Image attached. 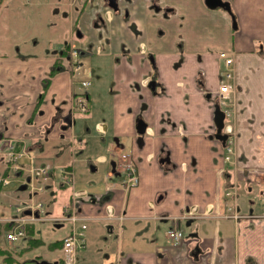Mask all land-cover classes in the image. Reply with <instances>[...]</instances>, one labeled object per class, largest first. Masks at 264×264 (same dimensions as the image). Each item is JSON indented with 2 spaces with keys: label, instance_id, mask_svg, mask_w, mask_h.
<instances>
[{
  "label": "crops",
  "instance_id": "0c3cea01",
  "mask_svg": "<svg viewBox=\"0 0 264 264\" xmlns=\"http://www.w3.org/2000/svg\"><path fill=\"white\" fill-rule=\"evenodd\" d=\"M225 1L230 2V12L224 8L212 9L205 0H118L119 10L108 19L107 12L111 10L108 0H0V132L3 136L25 140L29 149L38 150L47 135L52 140L58 134L47 132L56 110L61 109L59 114L63 110L69 112L73 95L82 91L80 83L72 80L65 60L66 69H56L52 75L61 50L58 54L48 50L39 55L30 51V45L37 47L41 43L39 38L31 43L12 41L13 36L27 34L37 24L52 28L54 14L65 16L66 41L61 49L71 38L75 40V34L76 44L87 49L82 60L93 72L88 112L97 109L105 113L97 125L107 127V133L111 131L114 136L115 143L107 145L108 151H117L111 168L119 150H126L125 144L138 167L140 183L129 190L119 184L116 176L104 193L101 186L93 191L78 189L88 192L78 200L79 213L88 218L87 237L78 253H86L89 240L92 246L91 237L107 227L106 240L115 239L118 246H113L114 250L107 246L102 256L104 264H122L126 222L153 218L170 221V228L172 221L163 216L182 215L192 209L200 216L210 212L208 217L198 219H233L234 227L225 222L223 239L220 243L213 240L210 254L198 251V256L193 258L192 239L184 240L175 249L158 246V251L147 256L129 251L125 254L128 259L124 258L127 264L171 261L264 264V220L259 217L264 210L255 209V202L247 197L256 186L261 193L264 191V0ZM155 3L160 9L154 7ZM26 7L32 8V16L16 13ZM221 52L233 55L231 66L220 57ZM107 65L111 76L103 96L102 90L93 86L96 81L101 85V80H106ZM228 69L234 77L227 81L235 85V90L225 97L226 109L232 114L237 131L231 162L225 160L224 147L213 138L219 88L224 81L222 71ZM150 76L158 83L155 88L148 83ZM80 77L84 76L77 79ZM46 84H49L47 89ZM43 91L44 101L37 107V98ZM139 117L148 125L142 134L137 128ZM46 155H37L35 164L48 162ZM167 155L169 161L162 163L161 159ZM97 161L107 162L108 158L100 155ZM21 162L27 165L28 157L24 156ZM65 167L52 165L47 177L37 179H54L57 172L62 175L61 169ZM220 169H224L222 175ZM92 170L96 171L97 167L93 166ZM233 181L239 182L240 211L248 215L239 220L220 217L234 205V199L228 195ZM114 182L118 184L114 186ZM61 186L70 188L63 183ZM45 189L57 197L56 186L49 184ZM56 204L54 198L49 205L44 203L45 212L42 210L38 215L44 212L51 219L61 218L62 206L59 215L52 210ZM11 216H0V225L10 227L1 219ZM198 219L187 221L190 224ZM51 221L55 223V232H60L66 224L69 226L57 240L61 242L71 232L72 223ZM32 225L26 226L27 234H33ZM55 247L60 250L55 259L37 255L22 260L14 255L12 264L40 261L62 264L61 246ZM160 253L166 257H160Z\"/></svg>",
  "mask_w": 264,
  "mask_h": 264
},
{
  "label": "rangeland",
  "instance_id": "374dc122",
  "mask_svg": "<svg viewBox=\"0 0 264 264\" xmlns=\"http://www.w3.org/2000/svg\"><path fill=\"white\" fill-rule=\"evenodd\" d=\"M21 8V7H20ZM16 10L17 14H26L32 16V8H22ZM53 26L50 28L48 24L34 25L31 30H27V34H18L13 36L12 41L22 42L24 40L29 41L30 43L34 38H39L41 43L37 47L30 45V51L34 54L41 55L46 51L50 50L52 54H58L61 48L65 45V36L67 28V20L65 16L56 17L54 14ZM75 41H78V38L75 36ZM105 69V72L108 74L106 80H101V85L96 81L94 84V89H101L103 96L106 92H103L109 86V66ZM103 75L101 76V78ZM105 83L106 86H103ZM102 86V88H101ZM103 98V97H102ZM101 109V107H99ZM105 113L100 110H93L90 113L76 112L75 119L77 124L73 129V134L76 136V146L74 150L72 149V140L69 135L65 138H60L57 136L51 137L52 148L46 156V163L58 166H74V174L76 178V189H87L88 191H93L100 187L104 193L107 188V184L115 181L117 178L115 176L108 178V173L111 170V160H114L112 152L108 151L107 145L109 146L110 142H114V136L112 132L102 133L98 128V122L101 121ZM90 117H95L90 119ZM90 129V130H88ZM82 139V140H81ZM126 150L129 152L128 144H125ZM105 155L108 158L107 162L97 161L98 156ZM0 158V174L4 175L7 170L9 159L5 154H2ZM43 157V158H44ZM97 167L96 171L92 170V167ZM30 174L25 172L23 176H12L10 175L11 183L4 187V191L0 192V216H11L16 214L17 208L23 206V203L26 199L30 197L29 192H31L32 186L30 185L28 189L20 190L19 188L25 184L27 176ZM64 177L57 172V176L49 178L47 180L36 179L34 185L38 194L34 196L35 202H43L46 205H49L53 198L57 199V204L53 206V211L56 215L60 214L59 207L62 206L61 213L63 212L65 206H68L71 203L70 188L62 189L61 184ZM53 184L57 188V197H52V195L46 191V186ZM43 187L44 191H39ZM258 186H256L252 192L247 196L249 199L255 202L253 206L258 211L264 210V196L260 192ZM169 196L165 200H167ZM242 198H240L241 200ZM45 212V211H44ZM41 214L42 219L33 221L31 224L34 227L33 234H27L25 238L19 239L17 241L11 242L7 239V233L9 226H5L4 223L0 225V247L10 250L11 254L18 256L22 260L34 259L37 255L48 256L52 259H55L60 255L59 248L55 247V241L60 239L63 236V233L68 230V224L65 227H62L60 232H55V223L51 221V215ZM232 213V212H228ZM181 214H175V216H180ZM46 216V217H44ZM62 216V215H61ZM224 217V216H223ZM219 221L220 223H217ZM219 220H204L198 219L192 223H188L187 220H183L182 227L185 231V234H195L193 237L194 245H199L200 251L204 254H210L212 250V242L214 239H217L219 243L223 239L224 235V224L229 225V222L234 227L233 219L224 220L221 223ZM7 222H5L6 224ZM169 222H163L160 219L146 218L145 220H135L125 223V248L124 253H122V264H127L124 258L126 253L129 251L134 254L147 256L148 253L156 252L157 247L169 248L172 246L169 238L167 237V231L169 229ZM104 232H98L91 237L92 246L87 248L86 253H78L77 264H104L103 255L107 251V246L111 250H114L118 246V242L115 239L109 238L106 240V237L109 235L107 227H104ZM88 231V230H87ZM234 231V228L231 230ZM234 234V232H233ZM31 237V238H30ZM35 239H40L43 243L37 244ZM24 247V248H23ZM22 254H20L21 249ZM17 251L19 254L14 253ZM158 251V250H157ZM91 259V261L89 260ZM128 259V258H127ZM0 264H10L8 263L3 255L0 254Z\"/></svg>",
  "mask_w": 264,
  "mask_h": 264
},
{
  "label": "flooded vegetation",
  "instance_id": "af4514ba",
  "mask_svg": "<svg viewBox=\"0 0 264 264\" xmlns=\"http://www.w3.org/2000/svg\"><path fill=\"white\" fill-rule=\"evenodd\" d=\"M110 0H108V6H109ZM116 3L118 4V8L114 9L113 7H110L111 10H109L107 12V18L109 19L110 15L113 14L114 12H117L120 8L119 6V2L118 0H116ZM154 7L156 9H160V5L159 4H153ZM105 19V18H104ZM75 36L77 37V34H75ZM69 43H67V45L61 49V52L59 53V57L57 59V61H59V63L55 64V67L57 70H64L66 69V64L69 65L70 70H71V74H72V80L74 82L78 81L80 83V87L81 90L79 93L73 95L72 98V102L70 104V111L67 113H60L61 109L58 108L56 110L57 114L52 118V120H50L49 126L47 128V132L48 133H53V132H58V134L55 133V135L59 136L60 138H65L67 137V135L70 136L71 138V142H72V149L74 150V147L76 146V136H74L73 134V129L76 126V119L75 116L73 117V115L76 114V112H82V113H87L89 111V103H90V97H89V91L88 89L91 87L92 85V81H91V76L93 75L92 69L89 66H86L82 60V57L84 56V53H86L87 49L85 48H80L78 46V44H76V41L74 40V37L71 38L69 41ZM65 52V53H64ZM221 57V56H220ZM64 60L66 61V64L64 65ZM79 66L80 70H76V67ZM226 70L222 71V79H225V74ZM233 74V73H232ZM79 75H83L84 77H80L79 79H77V76ZM234 77V74H233ZM232 77V78H233ZM149 85L151 86V88H153V86L151 85V83L153 82L154 86H157L158 83L157 81L151 80L152 77H149ZM48 81V80H47ZM86 81L88 83V85H84L83 82ZM49 83V81H48ZM235 86V85H234ZM45 88V86H44ZM48 88V87H47ZM45 90V89H44ZM235 90V88H234ZM44 97H45V92L43 91L37 98V102H36V106L40 107L44 101ZM84 100L83 103L81 102V100ZM226 98L222 97V95L218 94V102L216 104V111H215V132L213 135V138L215 140H217L220 144H222V146L225 149V154H224V158L227 162H231L233 161L232 157L235 154V139H236V127L234 125L233 122V118H232V114L226 109ZM52 102V101H51ZM68 103V102H67ZM83 104V105H82ZM83 106L85 107V109H83ZM39 109V108H38ZM141 117H139L138 119H140ZM143 119V118H141ZM144 120V119H143ZM145 121V120H144ZM146 122V121H145ZM219 122V124H218ZM147 123V122H146ZM219 128L221 129L219 131ZM99 130L102 133H106L107 132V127H103L100 126ZM1 138H0V158L3 159L1 157L2 154H5V156H7V158L9 159L8 161V166H7V170L5 172H8L10 170L11 167V160L9 158V156L6 153V142L8 140H13L14 144H15V151L16 152H22L25 151L27 154L34 152L36 153L35 157L37 155H45L49 152V150L52 148V142L51 140L48 139V135L44 138V141L41 145V148H39L38 150H33V149H29V146L27 144V142L25 140H17L14 138H10V137H5L3 136V134L0 132ZM221 136V137H219ZM226 137V138H225ZM82 140V139H81ZM231 148L232 152L230 154V159L227 160L226 157L229 156V152L228 149ZM117 151H112V154H114V156H117L116 154ZM25 156H27L25 154ZM34 157V160H35ZM133 162L136 168V173L138 176V183L135 184L134 186L138 185L140 183L139 180V172H138V167L136 165V162L132 156V154L128 151H125L124 149H120L118 152V157L116 158V160L113 163V167L111 168L110 172L108 173V178H111L113 176H116L119 178V184L122 185L126 190L131 189L134 186L131 187H127L125 185V165L128 162ZM166 161H169V155H167V157H163L161 159V162L164 163ZM25 165V164H24ZM66 168L72 169L74 171V166H67ZM24 172L19 173L17 176H23ZM224 172V169H220V174L222 175ZM30 179L29 181H25V183H27V187L29 188L30 183H31V178L29 176H27L26 179ZM76 179V178H75ZM115 184V185H114ZM118 183H113L114 186H116ZM109 185V183H108ZM231 191L228 192V195H230V197H232L234 199V205L232 207L229 208V211L232 212L231 214L228 213L229 211H226V213L223 215L221 214L220 217H232L236 220H239L241 218L247 217L248 215L243 214L240 211V207H239V203H238V197H239V192H238V188H239V182L238 181H233L232 185L230 186ZM84 191V194L81 195L82 196H87L88 192L86 190H82ZM263 196H264V191L262 192ZM78 197V200L79 198ZM197 211H194L192 209H189L188 211H186L184 214L180 215V216H163L162 218L164 219H169L172 221V226L168 229L167 231V237L169 238L172 246L170 248L175 249L176 247H178L184 240H192L193 239V235L195 234H185V231L182 227V221L183 220H193V219H198V218H202V217H208L210 215V212L205 213L203 216H200L199 214L196 215ZM260 219L264 220V214L259 216ZM180 228L183 231V237L182 239L175 243L170 237H169V230L171 228ZM198 251H200V247L199 245H195L190 253L192 254V257L194 258L195 256H198L197 253ZM160 257L164 258L166 257L163 253L159 254ZM158 264H180V263H176V262H164V263H158ZM181 264H196V263H181Z\"/></svg>",
  "mask_w": 264,
  "mask_h": 264
},
{
  "label": "built area",
  "instance_id": "2783aa9c",
  "mask_svg": "<svg viewBox=\"0 0 264 264\" xmlns=\"http://www.w3.org/2000/svg\"><path fill=\"white\" fill-rule=\"evenodd\" d=\"M221 58L225 59L226 65L231 66L233 63V55L228 52H221ZM76 70H80V67L77 66ZM232 70H226L224 76L225 79L221 83L219 92L222 97H227L234 91V84L227 81L232 80L233 74ZM84 85H88L86 81L83 82ZM83 99L81 102L83 103ZM83 105V104H82ZM83 109L85 107L83 106ZM1 149V148H0ZM229 156L226 157L227 160L230 159V154L232 149H228ZM6 153L11 160V167L8 171L6 176L0 177V190L6 185L11 183L10 175L17 176L19 173L23 171H27L29 173V177L31 178L30 185L33 189H36L34 185V181L37 177H47L50 172L52 171V166L49 163H45L42 165H36L34 157L36 153L31 152L27 154L25 151L16 152L15 151V144L13 140H8L6 142ZM27 155L29 162L27 165H24L21 160L22 158ZM125 185L129 188L134 186L138 183V176L136 173V168L133 162H128L125 165ZM63 179V185L69 186L72 189V199L71 203L68 206H65L62 217L61 218H52L53 220H61V221H68L72 223V230L71 232L64 237L62 240V261L63 264H77V256L79 249L83 246L84 241L87 237V229L88 225L86 220L88 219L86 216H83L79 213L78 209V197L84 194V191L76 189V179L75 174L72 169L69 168H62L61 169ZM31 189V197L26 199L23 203V206L17 208V212L14 216H11L8 219H1L5 220L7 223L10 224L7 239L11 242L17 241L19 239L25 238L27 236L26 226L31 224L33 221L41 220L42 216L38 213L42 210L44 211L45 206L43 202H35L34 196L37 191H33ZM39 191H44V188L41 187ZM25 211H30V214H25ZM46 217V216H44ZM169 237L175 242H179L183 237V231L180 228L174 227L171 228L168 232Z\"/></svg>",
  "mask_w": 264,
  "mask_h": 264
},
{
  "label": "water",
  "instance_id": "95a60500",
  "mask_svg": "<svg viewBox=\"0 0 264 264\" xmlns=\"http://www.w3.org/2000/svg\"><path fill=\"white\" fill-rule=\"evenodd\" d=\"M205 3L208 7L212 8V9L224 8V9L228 10L229 12L231 10L230 2L225 1V0H205ZM109 6L113 7L114 9L118 8V4L116 3V0H110ZM236 25H237L236 20L234 18V26L236 27ZM151 85L153 86V88H155L153 82L151 83ZM218 124H219V122H218ZM147 126H148L147 123L143 119L138 120V127L137 128H138L139 133H141V134L144 133L147 129ZM220 130L221 129L219 128V131ZM219 137H221V136H219ZM0 138H1V135H0ZM27 180L29 181L30 179L28 178ZM26 188H27V183H25L21 186L22 190H24ZM26 213L30 214V211H26ZM38 264H53V263L48 262V261H40V262H38Z\"/></svg>",
  "mask_w": 264,
  "mask_h": 264
},
{
  "label": "trees",
  "instance_id": "16d2710c",
  "mask_svg": "<svg viewBox=\"0 0 264 264\" xmlns=\"http://www.w3.org/2000/svg\"><path fill=\"white\" fill-rule=\"evenodd\" d=\"M64 53H65V52H64ZM57 63H59V61H57ZM57 63H56V64H57ZM54 73H56V67H55V66H54V69H53L52 75H53ZM48 85H49V84H46L45 89H47ZM0 191H1V190H0ZM26 228H27V227H26ZM35 241L37 242V244H41V243H43L42 241H40V239H35ZM55 245H57V246H61V247H62V241H61V242H60V241L55 242ZM0 254L3 255L4 259H5L8 263H10V264H12V263L15 261V259H16V257H15L13 254H11L10 250L5 249V248H3V247H0Z\"/></svg>",
  "mask_w": 264,
  "mask_h": 264
}]
</instances>
